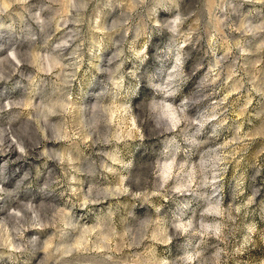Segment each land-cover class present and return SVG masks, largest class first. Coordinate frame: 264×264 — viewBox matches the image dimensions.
Segmentation results:
<instances>
[{"label": "rangeland", "instance_id": "1", "mask_svg": "<svg viewBox=\"0 0 264 264\" xmlns=\"http://www.w3.org/2000/svg\"><path fill=\"white\" fill-rule=\"evenodd\" d=\"M0 264H264V0H0Z\"/></svg>", "mask_w": 264, "mask_h": 264}]
</instances>
